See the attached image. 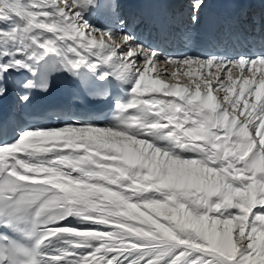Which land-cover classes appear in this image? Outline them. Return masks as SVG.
<instances>
[{"label":"snow or ice","instance_id":"obj_1","mask_svg":"<svg viewBox=\"0 0 264 264\" xmlns=\"http://www.w3.org/2000/svg\"><path fill=\"white\" fill-rule=\"evenodd\" d=\"M231 3L193 51L124 0H0V264H264V0ZM60 78L107 108L18 119Z\"/></svg>","mask_w":264,"mask_h":264},{"label":"bare ground","instance_id":"obj_2","mask_svg":"<svg viewBox=\"0 0 264 264\" xmlns=\"http://www.w3.org/2000/svg\"><path fill=\"white\" fill-rule=\"evenodd\" d=\"M185 3L189 4V0H185ZM66 88H67V92H68L69 86L66 85ZM71 89H72V92L69 93V96L73 97L77 93V86L73 82H72Z\"/></svg>","mask_w":264,"mask_h":264}]
</instances>
